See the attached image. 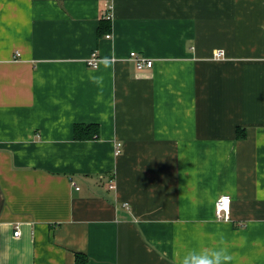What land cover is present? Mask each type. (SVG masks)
<instances>
[{
    "label": "crops",
    "instance_id": "crops-1",
    "mask_svg": "<svg viewBox=\"0 0 264 264\" xmlns=\"http://www.w3.org/2000/svg\"><path fill=\"white\" fill-rule=\"evenodd\" d=\"M214 252L264 264V0H0V264Z\"/></svg>",
    "mask_w": 264,
    "mask_h": 264
},
{
    "label": "built area",
    "instance_id": "built-area-1",
    "mask_svg": "<svg viewBox=\"0 0 264 264\" xmlns=\"http://www.w3.org/2000/svg\"><path fill=\"white\" fill-rule=\"evenodd\" d=\"M105 18L110 19L111 13L105 12L104 13ZM106 37H109L110 34H105ZM224 55L223 51L217 50L214 53L215 58L222 57ZM128 58L132 60L138 70L143 68H151L153 65V60L147 56H144L134 50H131L128 54ZM101 60L100 56L97 54L95 50L91 52V54L86 58V64L89 67L96 68L99 64V61ZM120 142L116 143V150L115 152L118 153L120 151ZM75 188H78V186L74 185ZM230 205H231V196L229 194H221L218 196V198L215 201V216L219 220H227L229 218V211H230ZM14 236L19 235V230L16 228L13 232Z\"/></svg>",
    "mask_w": 264,
    "mask_h": 264
},
{
    "label": "trees",
    "instance_id": "trees-1",
    "mask_svg": "<svg viewBox=\"0 0 264 264\" xmlns=\"http://www.w3.org/2000/svg\"><path fill=\"white\" fill-rule=\"evenodd\" d=\"M109 29V24L107 22L100 23L99 26V34L105 32ZM241 131V130H239ZM99 134V127L95 123H76L73 127V135L76 139H86L91 137H97ZM238 135L241 133L238 132ZM80 257L83 258L80 261ZM86 257L83 256L81 253H76V264H86Z\"/></svg>",
    "mask_w": 264,
    "mask_h": 264
},
{
    "label": "clouds",
    "instance_id": "clouds-1",
    "mask_svg": "<svg viewBox=\"0 0 264 264\" xmlns=\"http://www.w3.org/2000/svg\"><path fill=\"white\" fill-rule=\"evenodd\" d=\"M230 257L223 252H214L210 256L204 255H190L185 257L183 264H225Z\"/></svg>",
    "mask_w": 264,
    "mask_h": 264
},
{
    "label": "bare ground",
    "instance_id": "bare-ground-1",
    "mask_svg": "<svg viewBox=\"0 0 264 264\" xmlns=\"http://www.w3.org/2000/svg\"><path fill=\"white\" fill-rule=\"evenodd\" d=\"M113 178V177H112ZM113 180V179H112ZM75 185V184H74Z\"/></svg>",
    "mask_w": 264,
    "mask_h": 264
}]
</instances>
